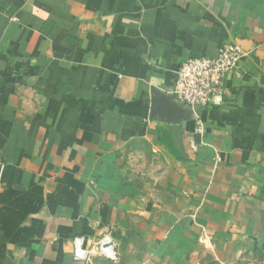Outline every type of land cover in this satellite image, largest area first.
<instances>
[{"label": "crops", "instance_id": "1", "mask_svg": "<svg viewBox=\"0 0 264 264\" xmlns=\"http://www.w3.org/2000/svg\"><path fill=\"white\" fill-rule=\"evenodd\" d=\"M228 42L219 105L162 106ZM0 161V264H264V0H0Z\"/></svg>", "mask_w": 264, "mask_h": 264}, {"label": "built area", "instance_id": "2", "mask_svg": "<svg viewBox=\"0 0 264 264\" xmlns=\"http://www.w3.org/2000/svg\"><path fill=\"white\" fill-rule=\"evenodd\" d=\"M242 56L240 45L228 42L220 46L215 57L184 60L175 72L173 99L190 109L195 116L199 108L219 105L223 99L225 74L237 66ZM195 118L198 119L197 116ZM71 244L75 259L89 261L92 257H100L117 260L116 244L109 233L91 241L84 236H74Z\"/></svg>", "mask_w": 264, "mask_h": 264}, {"label": "water", "instance_id": "3", "mask_svg": "<svg viewBox=\"0 0 264 264\" xmlns=\"http://www.w3.org/2000/svg\"><path fill=\"white\" fill-rule=\"evenodd\" d=\"M157 96H159V95H157ZM160 96H162V106L163 107H165L167 105L168 107H171L172 111H176L178 114L183 113L185 115V116H180L181 118H179V119H188V118H190V116H192L190 114V112H191L190 109L189 110H188V108L185 109L182 106H180L179 104H177L176 102H174V99L172 96H165V95L163 96V94ZM156 98H159V97H156ZM155 100L159 101L158 99H155ZM154 101L152 103L151 109H153V107H154Z\"/></svg>", "mask_w": 264, "mask_h": 264}, {"label": "trees", "instance_id": "4", "mask_svg": "<svg viewBox=\"0 0 264 264\" xmlns=\"http://www.w3.org/2000/svg\"><path fill=\"white\" fill-rule=\"evenodd\" d=\"M205 108V107H204ZM200 110V109H197V111Z\"/></svg>", "mask_w": 264, "mask_h": 264}]
</instances>
